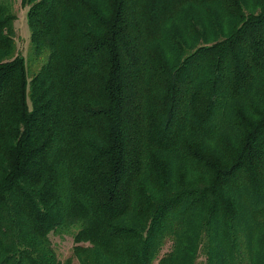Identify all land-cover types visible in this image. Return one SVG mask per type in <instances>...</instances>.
Wrapping results in <instances>:
<instances>
[{"label":"trees","instance_id":"1","mask_svg":"<svg viewBox=\"0 0 264 264\" xmlns=\"http://www.w3.org/2000/svg\"><path fill=\"white\" fill-rule=\"evenodd\" d=\"M19 4L40 60L0 0V264H264V0Z\"/></svg>","mask_w":264,"mask_h":264},{"label":"rangeland","instance_id":"2","mask_svg":"<svg viewBox=\"0 0 264 264\" xmlns=\"http://www.w3.org/2000/svg\"><path fill=\"white\" fill-rule=\"evenodd\" d=\"M11 9L15 13V19L13 21V39L15 41L16 52L18 51L27 63L31 60L29 63L30 72L36 68L40 59L35 58L34 55H32L31 47L28 41L29 30L25 17L26 7H22L19 4V0H11ZM49 238L58 259L63 260L66 257L71 256L72 243L70 235L64 234L59 236L56 234H49ZM72 264H77L75 259H72Z\"/></svg>","mask_w":264,"mask_h":264}]
</instances>
